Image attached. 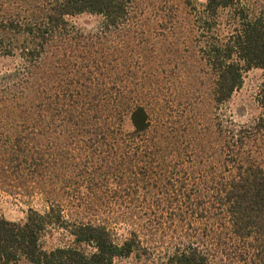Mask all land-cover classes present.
<instances>
[{
    "label": "trees",
    "instance_id": "1",
    "mask_svg": "<svg viewBox=\"0 0 264 264\" xmlns=\"http://www.w3.org/2000/svg\"><path fill=\"white\" fill-rule=\"evenodd\" d=\"M183 2L192 11L200 59L214 79V102L228 103L248 70L264 71V0ZM84 14L102 17L108 32L121 31L134 23V2L0 0V57L19 61L14 69L0 72V189L40 193L48 205L44 212L29 209L23 222L0 218V264L21 259L32 264H115L130 258L138 264H264V85L261 116L224 131L218 168L196 174L193 162L181 157L169 162L177 169L178 201H186L162 207L169 227L163 221L134 224L135 230L119 241L106 223H69L60 189L64 138L71 140V151L93 138H112L114 148L122 151L118 139L127 123L137 137L134 142L152 130L144 106L121 107L125 94L112 90L110 49L100 50L102 37L87 36L73 23ZM124 145L126 157L162 151L155 142ZM70 156L73 175L77 164L75 155ZM126 163L110 162L116 170L126 167L137 175L130 158ZM150 167L141 168L145 175ZM54 227L68 230L73 243L45 251L42 237ZM167 229L174 232L170 244L164 242ZM155 236H161L160 242ZM159 244L167 245L162 253L153 248ZM86 246L94 251L87 253Z\"/></svg>",
    "mask_w": 264,
    "mask_h": 264
},
{
    "label": "rangeland",
    "instance_id": "2",
    "mask_svg": "<svg viewBox=\"0 0 264 264\" xmlns=\"http://www.w3.org/2000/svg\"><path fill=\"white\" fill-rule=\"evenodd\" d=\"M195 1L203 4L206 0ZM133 2L134 23L121 31L104 30L103 18L90 14L75 17L73 23L87 36L102 37L98 47L100 50L106 46L110 49L109 61L115 84L112 90H122L125 94L121 107L144 106L152 118V130L140 137L145 138L141 142H134L137 137L127 123L122 138L118 139L123 141L122 151L114 148L116 143L112 138L78 142L75 151H71L67 149L73 147L71 140L64 138L66 162L60 185L63 210L70 224L106 223L119 241L135 230L134 224L144 226L163 221L161 224L169 227L166 224L170 217L162 207L186 202L184 199L178 201L180 189L174 183L178 180L177 169L174 165L169 167V162L179 157L187 163L193 162L191 168L196 174L218 168L221 138L226 128L250 125L263 112L260 98L264 71L259 68H252L244 74L241 89L228 103L214 102V79L198 54L196 33L191 23L192 11L183 0ZM18 63L16 59L0 57V72L12 70ZM154 142L159 145L157 149L162 150L155 156L149 157L144 152H134L130 157L123 155L124 144L143 146ZM71 153L77 164L73 175ZM129 158L138 168L137 175L133 174L135 170L126 167H117V170L111 167L112 160L126 166ZM96 166L99 169H96L94 178ZM144 166H151L149 174H144L145 170L141 169ZM9 190L0 189V218L23 222L29 209L48 210L44 195L29 196L24 188L15 189L13 193ZM170 231H165L166 244H170L174 237V232ZM144 232L140 231V234L149 235ZM155 237V242L161 239V236ZM72 243L73 237L63 228H51L42 237L45 251ZM166 247L159 244L153 248L162 253ZM83 249L87 253L94 251L88 246ZM18 264L32 263L21 259ZM115 264L138 263L130 258L119 259Z\"/></svg>",
    "mask_w": 264,
    "mask_h": 264
}]
</instances>
